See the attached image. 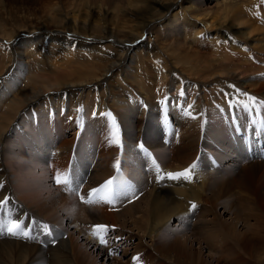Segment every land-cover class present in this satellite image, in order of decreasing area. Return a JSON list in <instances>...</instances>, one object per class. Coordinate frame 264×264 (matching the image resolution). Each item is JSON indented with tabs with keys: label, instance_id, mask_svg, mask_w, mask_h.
Segmentation results:
<instances>
[{
	"label": "rangeland",
	"instance_id": "obj_1",
	"mask_svg": "<svg viewBox=\"0 0 264 264\" xmlns=\"http://www.w3.org/2000/svg\"><path fill=\"white\" fill-rule=\"evenodd\" d=\"M173 1L175 0H0V22L3 21L12 26L10 29L21 26H38L45 22V17L52 14L55 17L49 19L55 20V24L59 27L61 17L57 16L55 12L51 13V9L63 6V8H67L65 10L70 17H76L77 20H82L84 16L86 20L91 18L94 24L101 29L102 35L114 34L119 40L129 41L132 40L136 32L144 30V23L159 16L160 7L168 6ZM216 3L214 0H191L184 3L182 7H178L171 13V16L178 12L181 17L185 10H190L193 14H203V12L206 14L215 11L212 14L217 17L218 25H220V21L225 25H230L228 36L222 35L219 38L212 31L206 33L192 45L187 41L184 30L182 29V32L180 29V22L172 24L168 22L167 24L163 20L153 26V34L158 32L159 35L156 41L151 44L150 42L143 43L141 47L139 54L144 55L140 65L143 72L139 71L141 74L145 73L144 76H148L153 53L158 58H162L164 55L165 58L174 59L177 69L191 76H194V72L189 71L186 66H191L188 65L189 63L193 65L194 61L200 66L211 64L220 67L213 68L215 79L208 77L204 81H198L201 86L197 91L201 97L200 105H203L207 99L206 87L211 93L218 91L220 94L227 91L230 95L225 102L214 97L218 101L214 104L219 116L218 119H213V122L218 121L220 117L223 118V122H220L222 123L220 124L222 133H219L223 144L218 143L215 137L211 138L210 126L206 124L196 129L195 135L190 138L184 134L183 128H181L183 127L180 122L181 118H178L180 109L177 100L170 99L168 105H165L167 101L165 100L166 96L163 98L164 94H160V100L153 104L143 95L140 97L141 93L132 87L131 90L135 91L132 95L135 97L132 98L128 95L127 100L126 96L117 95L122 106L120 108L112 105L113 101L116 102L113 93L112 100L107 103L104 112L100 115L91 111L95 104L86 102V95L83 96L85 97L82 100L83 103L81 101L77 104L74 102V106H66L64 109L60 105L61 110L59 108L53 111L54 113L45 114V110L42 109L50 102V98L45 95L46 98L44 97L40 104L42 109L39 114L26 112L18 121H14L6 132L4 130L8 124L3 126V130H0V157H2L1 161L4 167L0 166V174L4 177L0 183L2 185L0 196L5 182H7L8 189L14 187L18 197L21 194L19 200L16 198L12 200L9 195L12 203H7L8 211L3 219V215L0 217V222L7 224L10 220L17 219L23 221L27 228H29V223L38 232L32 238L37 237L41 231L39 225L49 223L51 228L56 225L64 226L68 232H64V239L71 241L76 250L74 254L63 255V260H67L71 264H264V163H261L260 160L243 162L242 156L237 154V157H232L227 149L235 146L229 130L248 120L245 119L246 109L243 105L245 103L248 105L249 115L253 114L251 108L258 111L257 105L264 107V104L261 103L264 102V0H259L261 5L259 9L249 10V12L247 11L249 6H245L246 8H230L226 13ZM244 4L248 5L246 2ZM218 13L220 14L218 15ZM247 13L254 14L248 15ZM207 27L209 28V26ZM175 28L181 31L179 33L176 32L177 30L173 31ZM68 31L65 28L60 32L61 35L58 34L56 37L68 42L71 38ZM115 37L112 36L109 40L100 42V46H103L104 49L106 47L103 53L108 55L102 58L109 59L114 52L119 51V46L113 41ZM153 44L154 49L151 47ZM61 47L64 49L56 54L47 50L50 62H48L46 70L42 69L47 72V77L54 78L57 75L56 82L50 83L49 88L37 86L36 93L54 92V89L61 85H70V80L67 78H70L69 75L74 73L69 70L70 68H67L69 58H71V53L67 51L70 46L63 44ZM160 47H166L169 51L165 50V54L162 55L157 51V48L160 49ZM185 49L193 51L194 60L184 57ZM170 51H173V54ZM223 51H231L235 56L229 57ZM3 55L4 52L0 49V58ZM38 56L40 55L35 54L31 58L37 59ZM23 58L25 57L23 56ZM83 58L79 59L83 60ZM252 59L255 61L257 59V62H253ZM93 60L100 62L98 59ZM119 72H115L114 75L123 78L124 72ZM64 73L66 76H63ZM103 73L104 71L101 72V75ZM13 75L10 77L11 83L8 86L9 90L11 87V92L22 94L32 87V81H27L26 76H20L21 74L18 72ZM18 87L20 88L18 89ZM153 94H155V90ZM174 94L177 97L175 91L172 96H175ZM249 97H255L256 102L252 103ZM121 99L126 100H123L124 104ZM231 104H233V108H231ZM6 106L5 103H0V122L7 117ZM202 107L205 108L201 114V121L204 124L211 118L213 111L208 106ZM166 113L169 115L168 119L172 120V128H174L168 136L170 137L169 145H165L163 141V138H166L167 129L163 130L160 123L164 120ZM8 116L10 117V114ZM38 116L43 118V121ZM113 120L116 121L115 128L119 129L123 147L111 142L115 131ZM73 132L75 133L73 134ZM78 138V158L74 166L80 167L83 173L74 168V175L80 181L81 174L84 175L83 181L88 179L82 192L84 200L92 189L103 185L105 181L117 174L114 168L117 159L121 161L124 176L139 190L138 193L141 194V197L139 196L140 198L138 197L132 203L125 204L122 208L118 207L119 205L102 203L103 208L99 205L100 203H97L99 208L96 204L90 206L85 203L84 200H81V196L66 194L60 187L54 186L52 178L65 171L72 148ZM141 143L153 149L154 155L161 163V170L176 168L175 173L187 168L189 164L195 163L194 165L197 164L200 167L198 170L202 173L205 172L203 174L204 181L194 182L193 187H188L191 184L184 185L180 179L177 180L178 184L176 185L183 187L187 196L181 194V197H178L176 190L170 187L172 184H167L169 187L164 192L166 197L162 198L163 201L166 198L169 199H167V207H163L161 212L165 219H146L147 202L150 192L154 188L153 183L159 185L161 181L154 169L151 172L145 171L149 162L147 163V159L141 157V152L138 149ZM153 143L159 144L153 147L151 145ZM210 155L219 161L218 167L214 168ZM52 156L53 158H51ZM241 159L242 161H240ZM107 173L108 175H106ZM32 174L39 179L35 180ZM164 181L172 182L174 180L166 177L162 180V182ZM34 182L37 183L36 186H34ZM12 205L19 208L20 215L15 208L11 207ZM172 206L180 209V212L174 217L166 219L165 212L169 214ZM24 207L25 212L22 209ZM1 212L3 213V210ZM106 212L112 215H108ZM97 216L101 219L99 220ZM95 225H106L107 233H113L115 230V236L118 233L129 235L135 242V251L137 252L133 250L129 256L124 257L123 253L125 252H119L121 245L116 246L109 240L108 244L103 246L109 252L107 255L113 254L112 258L108 259L107 256H102L99 251L96 252L94 246H88L85 238H82V236H88V233L96 239L97 237L92 236ZM146 232H150V237L153 235L156 239L152 241L150 238L144 242ZM51 234L47 238H52ZM7 235L11 234L5 232L0 234V238ZM11 237L15 239L18 236L11 235ZM30 239L27 238L29 242L36 241ZM121 241L120 243H122ZM53 243L56 244L57 240H53ZM35 244L33 243L32 246ZM37 244L42 245L40 241ZM53 247L50 246V249ZM119 253L120 255H118ZM167 255L168 257H166ZM12 256L4 255L0 261L7 262L12 259ZM26 258L28 259L27 264H32L34 261H37V264L51 263V261H47L51 259V254L46 251L38 250L37 253L33 252L31 257L24 255L21 259L23 261ZM15 262L17 264L24 263Z\"/></svg>",
	"mask_w": 264,
	"mask_h": 264
},
{
	"label": "bare ground",
	"instance_id": "obj_2",
	"mask_svg": "<svg viewBox=\"0 0 264 264\" xmlns=\"http://www.w3.org/2000/svg\"><path fill=\"white\" fill-rule=\"evenodd\" d=\"M190 1L191 0H175L168 6L160 7L159 10L161 11V13L158 14L159 16L155 17L153 20L151 19V21L144 23L145 24L144 30H141L140 32H136L133 35L132 40H129V41L123 40V39L119 40L118 38L115 37L114 34H111L112 36L115 37L113 41H115L116 45L119 46L118 48L119 51H117V53L113 51L114 54L112 53L113 56L109 59L102 58V57H107L108 55L103 53L106 47L104 49L103 46H100L101 44L100 42L109 40V38H112V36L108 34L106 36L102 35L100 33L101 29H99L98 26L94 24L91 18H88L86 20L84 16L82 20H77L76 17L75 18L70 17L68 15L69 13H67V10H65L67 8H63V6L61 8L53 7L51 9V13L54 14L55 12L57 16L61 17L59 27L55 24V20L49 19L51 17H55L52 14H49L47 17H45L46 18L45 22H42L38 26H28V27L21 26V27L10 29L12 26L1 21L0 22V49L4 52V55L2 58H0V103L1 104L5 103V105H7L6 108L8 110L6 112L7 117H5V120L0 122V130H3V126L8 124L4 130L6 132L7 129L12 125V123H14V121L15 122L18 121L19 118H21L23 114H26V112L29 114L31 113L39 114L40 110L42 109L40 104L42 103L41 101L45 97V95L48 98H50L49 100L50 102L48 104L44 102L46 105L43 107L42 110H45V114H50L51 112L59 109L60 105H62L61 108L63 109L64 107L66 108V106H69V107L74 106L75 104L74 102H76V104L79 101L82 102V100L85 99V97L83 96L86 95V102H88L89 104L90 103L95 104V105L92 104L93 109L91 111L95 114L100 115L104 112V108L107 105V103L112 100L111 97L113 93L115 94V97L113 98H115L116 100V102L113 101L112 103L113 107L117 106L121 108L122 106L120 105V99H118V96L127 97L129 95L130 97L133 98L134 95L132 94L135 91L133 92V89L131 90V88L134 87L138 90V92L141 93L140 97H142L143 95L145 99L149 100L153 104L154 102L157 103V101L160 100L161 98L160 94H164L163 98H165L166 96L165 100L168 102L170 99L177 100V104L180 109L179 110L180 115L178 116V118H181L180 122L183 124V127L181 128H183L184 134H187L189 138L195 135L196 129L203 127V125L206 124L210 126L209 133L212 136L211 138L215 137L218 143L221 142V144H223L222 143L223 139H221V136H219V133L220 134L222 133L220 132V130L222 129V127L220 126V124L222 123L220 122L221 121L223 122V118L220 117L218 121L213 122L214 121L213 119L219 116L218 111L215 110V104H214V103H217L218 101L215 100L214 97L215 98L218 97L220 98L222 102H225L230 97V95L227 91H223L220 94L218 91L211 93L209 91V88L206 87L205 89H206L207 99L203 105H200L201 97H200L199 92L197 91L198 89H200V86H201L200 85L201 83L198 82L199 80L204 81V79L208 77H212L215 79L213 68L217 66L211 65V64H205V65L200 66L194 61L193 65L189 63L188 65H191V66H186V68L189 71L194 72L193 73L194 76H191L189 74H186L182 70L177 69L174 63V59L164 57L163 54H165L166 52L165 50H168V48L160 47V49L157 48V51L158 53L161 52L163 57L158 58L155 55V53H153L152 54L153 57L151 58L150 65H149L148 76L147 77L144 76L145 73L144 74L140 73V71L143 72V68L140 65L142 64L143 59H144V57H142L144 55L139 54L141 51V47L143 43L150 42L151 44L156 41V38H158L159 35H158V32L153 34L154 33L153 26L157 23H161V21L163 20H165L167 24L168 22H170L169 24L180 22L181 27H182V28L180 27V29L184 30V34H185L187 41H189V43H191L192 45H194V43L197 42L206 33H210L212 31L215 32L219 38L222 35L228 36V33H230V28H231L230 25H225V23L222 21H220V25H218L219 21L216 20L217 17L214 16V14H212V13H215V11L212 13H206V14H204L205 12H203L204 14L203 16V14H200V13L193 14L192 11L185 10L181 17H179L178 12L174 13L173 16H171V13L175 11L178 7H182L184 3L190 2ZM214 1H216L217 2L216 4H218L223 10H225L226 13L229 11L230 8L236 9L237 7H245V6L248 7L249 6V10H257L261 6L259 4V0H214ZM244 2H246L248 5H245ZM220 13H218V15ZM10 16L12 17V15ZM71 18H72V21H71ZM207 26H209V28ZM65 28L69 30L68 32H70V35H71V38L68 42L67 41L64 42L60 38L56 37V35L60 34L61 31H64ZM180 29L175 28L173 29V31L177 30L176 32L179 33L181 31ZM88 31L90 32L88 33ZM145 37L147 38L143 40ZM63 44L70 46V48L67 51L71 53V58H69V65L67 66V68H70L69 70H72L74 72L71 75H69L70 78H67L68 80H70L69 81L70 85H66V86L61 85V87L54 89V92L49 91L46 93H36L35 90L38 88L37 86L41 85L43 87L49 88L51 86L49 85L50 83L56 82L55 80H57L58 78L57 75L54 78L51 76H50L51 78L47 77V72L42 71V69L46 70L48 68L47 64L48 62H50V59L48 58V55H47L48 51H50L52 54H56L58 51H62L64 49L63 47H61ZM27 46H29V48H27ZM151 47H153L154 49V44L151 45ZM170 52L173 54V51H170ZM192 52L193 51L191 49H185L184 57L188 59H193ZM223 52L229 57L234 55L231 53V51H223ZM35 54H39L40 55L38 56L39 58L37 59L31 58ZM23 56L26 59L23 58ZM80 57H84L83 60L79 59ZM93 59H96V60L98 59L100 60V62H96ZM217 68H220V67H217ZM102 71H104V73L101 75ZM117 71L124 72L123 78H120L119 76L117 77L114 75L115 72ZM16 72L21 74L20 76L22 75L24 77L26 76L25 78L27 79V81L28 80L29 82L32 81L31 82L32 87H29V89H27L26 91L24 90L25 92L22 94L21 93L16 94L17 92H11V87H10V90L8 87L9 84L11 83L10 77H12L13 74H16ZM131 75H134V76L132 77ZM63 76H66V74L64 73ZM29 82H28V85H29ZM207 84L209 86V83ZM19 88L20 87H18V89ZM154 90H155V94H153ZM173 90L177 94V97L175 94H174L175 96H172L174 93ZM181 93H184V94L181 95ZM53 95L54 97H52ZM123 100L121 99L122 103H123ZM127 100H128V97H127ZM123 106L125 107V105ZM202 106H206V107L208 106L209 109L213 111L211 118L205 121L204 124L201 121V114L204 112L205 108H203ZM218 106H221V105H218ZM231 108H233V104H231ZM251 110L253 114L258 112L256 110H253V108H251ZM186 111H191L192 115L191 116L185 115ZM245 112H246V114H244L245 119L246 118L248 119L250 115L247 109ZM9 114L11 118L8 116ZM45 114H41V115H45ZM254 116L264 117L263 114L254 115ZM40 119L43 121V118L40 117ZM110 119L111 118L109 117V120ZM66 121L67 120L65 119V122ZM233 125H235V123H233ZM27 127L29 129V126ZM235 127L236 126H233V128ZM74 133L75 132H73V134ZM158 144L159 143H153L151 145L154 147ZM109 145L111 144L109 143ZM109 149H111V147H109ZM227 149H228V153L232 157H237L236 156L237 154L242 156L244 158L243 162H251V161L254 162L255 161V160L249 159L247 155L245 154V152L243 151V149H241L238 145H235L234 148H227ZM241 151H242V154H241ZM1 160H2V157H0V166L3 167L2 166L3 163ZM260 161H262L261 163H264L263 162L264 160H260ZM195 166L198 167L197 164ZM74 168L75 170H79L80 172L83 173V170L80 167L74 166ZM164 169L162 170L163 173H167V172L174 173V171L177 170L176 168H173V169L166 168V170ZM197 172L199 174L194 179V181L186 180V182H184L183 184L184 185L191 184L188 187H191V186L193 187L194 182L196 181L203 182L204 181L203 174L205 172L203 171L202 173L198 169H197ZM106 175H108V173ZM7 176L9 179L8 174ZM32 177L35 180L39 179V177L33 176V174H32ZM3 178L4 177L0 174V183H2ZM83 178H84V175L81 174L80 175L81 181H83ZM180 180L182 181V178ZM160 181L161 182L159 185H157V183H153L154 188H152V191L150 192V198L148 199V202H147L148 212L146 214V219H165L161 212H162L163 207H167V202H168L167 199H169V198H166V200L163 201V198L166 197V195L164 194V192L166 191L165 189L169 187L167 184H172V186L170 187L176 190V195L178 197H181V194L182 195L184 194L187 196V194L182 189L183 187L176 185L178 184L177 180H174L172 182H165V181L162 182V180ZM36 184L37 183L34 182V186H36ZM27 185L30 186L29 184ZM66 194H72V193H66ZM9 195L12 197L11 198L12 200L13 199L15 200V198L19 200L20 199L19 197L21 196V194H19V197H18V195L16 194L14 190V187H10L8 189L7 182H5L4 188L0 196V200H8V203L10 202L12 203V200H10ZM103 204L100 203L99 205L104 208ZM96 206L99 207L98 204H96ZM96 206L94 207L96 208ZM11 207L15 208L19 212V208L16 207L15 205H12ZM22 209H23V212L26 211L25 207ZM179 210L180 209H177L174 206H172V209L170 210L169 214L165 212L166 219L174 217L175 214L180 212ZM7 211H8L7 208L3 210V213L0 210V217L3 215L2 219L5 217ZM109 212H106V214L108 213V215H112ZM19 215H20V212H19ZM52 215H49V216H52ZM97 218H99V220L101 219V217L99 216H97ZM56 223H58L57 220H56ZM68 225H71V223L70 224L68 223ZM58 226L56 225V227L52 228L51 235H53V237L50 239L47 238L48 235L43 234L41 231L39 232L37 237L30 239V240H36L32 242H29L27 238L22 237L23 238L22 239L19 236L16 237L15 239H13L11 235H7L4 238H0V258L4 255H13L11 260L7 262L0 261V264H17L15 261L24 262L25 264H27L28 259L26 258L22 261L21 258L24 255L31 257L32 253L33 252L37 253L38 250L42 252L46 251L47 253L51 254V259L47 260V261H51V263L49 264H71V262L67 260H63L64 259L63 255H65L66 253L74 254L76 250L74 246L71 244V241L69 242V240L67 241L66 239H64V232H67L64 229V226H60L62 228ZM127 231H130V230H127ZM114 233H116L115 230L113 233L109 234L111 235L110 240L116 246L121 245V247L119 248V252H125L123 253L124 257L129 256L131 252H133V250L135 251L136 249L135 242L133 241L132 238L129 237V235L126 236L125 234L118 233L115 236ZM87 235L88 236H82V238H85L88 246H92V247L94 246L96 249V252L99 251V253L102 256H107L108 259L112 258L111 256L113 254L111 256L107 255L109 252L104 249V246H101L99 244V239L96 240L97 238L96 239L92 238L88 233ZM150 238L152 241L156 239V237L153 235L152 237H150V232H146L144 236V242L146 239L150 240ZM53 240L54 241L57 240V243L54 244ZM38 241H40L42 245H38L37 244ZM120 241L122 243H120ZM33 243H36V244L32 246ZM245 243H247V241H245ZM50 246L53 248L50 249ZM46 247L47 249H45ZM106 248L108 249V247ZM166 257H168V255ZM113 261H115V259ZM24 263H21V264H24ZM32 264H37V261H34Z\"/></svg>",
	"mask_w": 264,
	"mask_h": 264
},
{
	"label": "snow or ice",
	"instance_id": "obj_3",
	"mask_svg": "<svg viewBox=\"0 0 264 264\" xmlns=\"http://www.w3.org/2000/svg\"><path fill=\"white\" fill-rule=\"evenodd\" d=\"M184 93H181L183 95ZM249 100L252 103L256 102L255 97H249ZM264 104V102H261ZM191 107V106H189ZM243 107L245 109L248 108L247 104H244ZM185 115L191 116V111H186ZM113 128L115 129L113 133V137L111 142L115 143L116 145L123 147L120 135H119V129L115 128V120L112 121ZM139 148L142 151H145L147 155H150V153H147L146 149L144 148L143 144L139 145ZM196 167L195 165L192 166V168ZM114 168L117 172V176L112 177L111 179L105 181V183L97 188H94L91 190V192L88 194V199L84 200V197L81 196V200H84L87 204H97V203H114L116 200L120 199L121 197H127L128 193L131 191L133 185L129 181H126L123 177L122 171H121V161L119 159L116 160L114 164ZM156 172L158 175L159 180H164L165 176L167 179L170 180H179L182 177L184 179H191L192 177V169H186L183 172H167L163 173L160 169L159 165L156 166ZM54 183L57 185L63 184L67 191L71 192L73 195L79 194V185L73 186L74 181L72 179L71 174L65 173L63 175L57 174L54 178ZM2 187V185H0ZM8 201L6 200H0V210H4L7 206ZM195 207V205H193ZM40 230L45 235H50L52 228L48 224H42L39 225ZM108 231V227L106 225H95L93 226L92 235L94 237H97L101 244H106L105 234ZM4 232H7L8 234H11L13 236H20L24 238H32L31 237V230L28 229L26 226L22 225V223L17 219L10 220L7 224H4L3 222H0V234H3Z\"/></svg>",
	"mask_w": 264,
	"mask_h": 264
}]
</instances>
